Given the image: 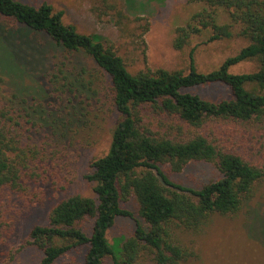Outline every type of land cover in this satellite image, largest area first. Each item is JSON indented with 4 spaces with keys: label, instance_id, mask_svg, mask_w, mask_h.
<instances>
[{
    "label": "trees",
    "instance_id": "1",
    "mask_svg": "<svg viewBox=\"0 0 264 264\" xmlns=\"http://www.w3.org/2000/svg\"><path fill=\"white\" fill-rule=\"evenodd\" d=\"M188 2L202 9L176 28L177 51L205 32L211 34L208 43L235 37L247 42L208 73L197 69L194 53L189 71L161 68L132 73L115 44L66 24L64 11L46 2L36 6L0 0V20L43 35L51 44L50 56L44 54L38 74H43L52 98L65 102L72 115L81 105L91 108L89 115L95 120L117 115L107 153L91 162L85 176L93 185L94 197L61 200L48 223L35 225L21 245L43 252L38 264H58L80 250H85L82 264H144L147 259L155 264H184L195 256L186 234L200 232L216 216L237 215L254 197L264 178V165L223 141L213 129L222 123L264 125V0ZM102 5L114 13L122 37L134 43L144 40L149 18L138 17L135 22L140 26L135 29L119 0H103ZM220 11L230 22L220 23ZM0 33V38L14 36L1 24ZM80 54L91 57L96 66L79 65ZM248 61L257 62V71L231 72ZM215 85L227 97L213 101L188 91ZM15 99L19 101L17 95ZM24 102L0 105V245L13 232L7 204L23 193V173L28 168L16 154L22 151L17 147L21 140L13 135L20 124L15 107ZM161 119L179 127L173 131V125L168 127ZM194 162L213 165L218 177L191 188L163 170L169 167L181 173ZM131 199L138 205L139 219L123 206ZM120 217L133 219L135 231L111 243L108 233Z\"/></svg>",
    "mask_w": 264,
    "mask_h": 264
},
{
    "label": "rangeland",
    "instance_id": "2",
    "mask_svg": "<svg viewBox=\"0 0 264 264\" xmlns=\"http://www.w3.org/2000/svg\"><path fill=\"white\" fill-rule=\"evenodd\" d=\"M19 1L36 6L46 2L56 10L64 11L66 24L76 26L80 33L96 35L115 44L132 73L161 68L189 71L192 53L197 69L208 73L247 45L246 40L236 37L208 43L211 34L205 32L189 47L177 51L174 48L176 28L186 25L191 16L202 9L201 5L191 4L188 0H119L126 14L134 20L133 28L140 26V22H135L138 17L149 18L150 30L143 41L135 43L122 37L114 13L102 7L103 0ZM220 13V23L230 22L226 13ZM0 24L9 27L14 35L8 39L0 38L3 39L0 40V105L4 108L10 100L25 101L15 107L20 124L15 133L13 129V135L21 140L17 147L22 151L16 154H20L23 165L28 166L23 173V193L7 201L8 217L14 221V228L0 245V264H38L43 252L33 246L22 248L21 245L35 225L48 223L49 214L61 200L75 195L94 197L93 185L85 176L90 172L91 162L107 153L117 115L106 121L95 120L89 115L91 108L83 105L77 115H72L65 102L60 103L50 96L43 74H38L44 62L42 57L45 53L50 56L48 39L21 25L7 24L3 20ZM140 32L138 30V34ZM77 59L79 65L96 66L85 54L78 55ZM257 69V62L248 61L234 66L231 72L252 73ZM188 91L213 101L227 97L217 85ZM161 121L168 127L173 125L171 120ZM175 124L173 131L179 127L177 122ZM213 131L223 141L264 165V125L222 123ZM163 170L175 182L191 188L201 187L219 175L213 165L198 162L191 163L181 173H174L169 167H163ZM123 206L140 218L135 199ZM135 228L133 219L120 217L109 231L108 239L114 243L127 238ZM185 240L195 251V256L184 264H264V178L240 213L216 216L200 232L186 234ZM84 254L85 250L73 252L58 264H82ZM144 264L155 263L147 259Z\"/></svg>",
    "mask_w": 264,
    "mask_h": 264
}]
</instances>
